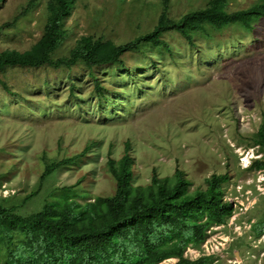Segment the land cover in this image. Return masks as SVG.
I'll use <instances>...</instances> for the list:
<instances>
[{
	"label": "rangeland",
	"instance_id": "obj_1",
	"mask_svg": "<svg viewBox=\"0 0 264 264\" xmlns=\"http://www.w3.org/2000/svg\"><path fill=\"white\" fill-rule=\"evenodd\" d=\"M28 1L0 0V51L23 52L40 38L47 0L27 8ZM164 1L168 17L178 19L208 0H75L53 56L68 55L82 35L122 44L146 33ZM260 1L228 0L226 10ZM251 25L249 31L238 23L218 31L206 26L193 33L192 43L165 31L160 37L168 49L144 44L123 53L122 66L93 67L99 89L80 63L1 68L10 92L0 83V201L27 215L53 198L84 202L111 195L107 159L118 160L126 150L133 156V186L150 183L153 172L164 177L179 168L193 190L204 188L212 173L228 171L223 191L233 215L210 227L201 246H188L184 256H208L206 264H264V232L257 236L253 229L264 220V171L246 169L257 156L251 139L264 115V16ZM86 147L76 162L39 184L46 161Z\"/></svg>",
	"mask_w": 264,
	"mask_h": 264
},
{
	"label": "trees",
	"instance_id": "obj_2",
	"mask_svg": "<svg viewBox=\"0 0 264 264\" xmlns=\"http://www.w3.org/2000/svg\"><path fill=\"white\" fill-rule=\"evenodd\" d=\"M34 3L29 0L27 8ZM74 3L75 0H47L40 38L23 52L0 51V69L43 65L69 68L80 63L99 89L93 67L122 66L121 55L139 50L144 44L168 49L160 37L165 31H177L192 43L193 33L205 32L206 26L218 31L238 23L249 31L253 29L251 22L264 16V0L231 12L226 10L228 0H208L205 7L171 19L164 1L165 10L152 30L122 44L82 35L68 55L54 57L53 52L66 37L63 24ZM0 83L10 92L4 81L0 79ZM251 141L257 156L251 158L246 169L264 171V115ZM88 149L61 160L46 161L39 184L55 170L76 162ZM132 163L133 156L127 150L118 160L107 159L108 172L115 182L111 195L84 202L53 198L27 215L16 212V204L0 201V248L4 251L0 264H158L168 258H176L172 264H206L208 256L190 259L184 251L188 246L199 248L210 227L226 223L233 215V202L224 198L223 191L229 172L212 173L205 178L204 188L193 190L179 168L164 177L153 172L150 183L133 186ZM60 190L64 192L66 188ZM36 193L38 189L27 194L24 201ZM253 229L255 235L262 234L264 220L254 224Z\"/></svg>",
	"mask_w": 264,
	"mask_h": 264
}]
</instances>
